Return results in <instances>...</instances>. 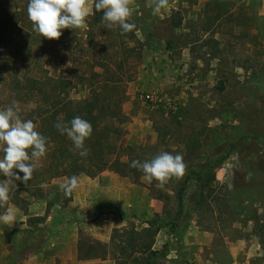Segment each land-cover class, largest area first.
<instances>
[{
  "label": "rangeland",
  "instance_id": "rangeland-1",
  "mask_svg": "<svg viewBox=\"0 0 264 264\" xmlns=\"http://www.w3.org/2000/svg\"><path fill=\"white\" fill-rule=\"evenodd\" d=\"M27 5L28 0H0V109L9 100L6 81L15 66L19 73L25 64L35 73L37 62L52 74L72 68L77 62L68 50L88 32L85 23L62 29L59 38L43 37L33 29ZM129 6L136 38L128 46L139 45L140 58L135 68L129 60L123 67L132 78L122 104V146L144 149V160L163 151L179 153L186 171L162 188L144 174L115 173L123 187L119 204L77 217L71 196L59 188L63 178L53 180L44 198L61 206L60 221L69 226L57 237L70 242V233L77 239L81 230L94 238L87 231L91 226H111V234L158 217L163 226L154 264H264V0H169L158 13L153 0H130ZM83 94L77 89L74 96ZM145 94L160 100H145ZM205 162L219 165L205 170ZM198 176L203 183L212 179L201 187ZM21 195L25 203L10 205L18 210L17 221L0 224V264L113 262L58 257L48 243L56 229L46 225L45 214L27 215L36 198L32 192Z\"/></svg>",
  "mask_w": 264,
  "mask_h": 264
},
{
  "label": "trees",
  "instance_id": "trees-1",
  "mask_svg": "<svg viewBox=\"0 0 264 264\" xmlns=\"http://www.w3.org/2000/svg\"><path fill=\"white\" fill-rule=\"evenodd\" d=\"M86 23L88 32L84 40L74 39L68 50L69 54H74L77 65L66 70L61 68L58 74L50 73L39 62L35 73L29 70L28 64L23 66L21 73L15 66L13 75L6 81L10 91L6 107L15 101L21 118L36 123L37 130L48 138V152L32 179L26 183L15 181L17 186L12 188L11 198L5 207L0 208V213L11 204L25 203L22 192H32L34 198L45 199L44 187L55 179L72 175L94 177L104 170H111L119 176L143 174L130 167V163L132 160L144 161V149L126 151L120 140L126 82L132 78L131 74L124 75L123 67L129 60L130 67L135 68L140 58L139 45L128 46L136 38V28L121 34L118 26H108L103 19V10L95 9ZM66 72L69 75L63 74ZM77 89L83 91V96H74ZM76 116L92 124L93 132L85 140L86 156H81V150L76 149L67 135L61 134L56 127L58 122L67 124ZM218 165L205 162L204 168L214 170ZM19 174L23 176V173ZM3 179L6 177L0 176V180ZM211 179L203 183L202 176L197 177L201 187ZM155 182L153 180L151 185ZM182 203V195L178 194V215ZM159 219L143 221L142 226L129 223L114 228L108 241L91 238L80 230L76 258L79 261L111 258L113 264H154L158 254L154 248L155 238L163 226ZM171 221L175 224V219Z\"/></svg>",
  "mask_w": 264,
  "mask_h": 264
},
{
  "label": "clouds",
  "instance_id": "clouds-1",
  "mask_svg": "<svg viewBox=\"0 0 264 264\" xmlns=\"http://www.w3.org/2000/svg\"><path fill=\"white\" fill-rule=\"evenodd\" d=\"M153 2V12L158 13L168 6L169 0ZM129 5L130 0H28L27 13L33 22V29L49 39L59 38L62 29L83 27L94 9L103 10V19L108 26H118L121 34H125L136 28L134 23L129 22L132 16ZM19 113L15 101L0 109V176L6 177L0 180V208L8 204L12 188L17 186L15 181L26 183L32 179L48 152V138L37 130L33 120L22 119ZM56 127L61 134L67 135L76 149L81 150V156L87 155L85 140L93 132L88 120L76 116L67 124L58 122ZM130 167L141 170L148 183L155 180L161 188L172 177L180 178L186 171L183 156L168 151L144 161L132 160ZM19 173H23V176ZM79 186L80 180L76 175L66 177L59 183L65 196H71ZM17 211L15 206L7 207L0 213V224L12 226L17 221Z\"/></svg>",
  "mask_w": 264,
  "mask_h": 264
},
{
  "label": "crops",
  "instance_id": "crops-1",
  "mask_svg": "<svg viewBox=\"0 0 264 264\" xmlns=\"http://www.w3.org/2000/svg\"><path fill=\"white\" fill-rule=\"evenodd\" d=\"M78 178L80 180V186L71 194V199L69 202L71 209L74 211V216L77 217L84 213L89 214L106 208H113L119 204L116 198L120 194V191L123 190V187L115 183L120 179L115 173L109 170H104L94 177L80 175ZM31 201L32 202L30 203L26 214H45L46 225L51 229H56L54 230L55 232L53 231L54 233H52L50 237L51 239H48V243L56 248L58 257L62 259L69 257L71 260H74L78 263H86V261H91L77 260L76 233H70V236H72L70 242L65 241V239L63 240L62 237H57L60 231H62V233L69 231V226L66 225V223L63 225V222L61 223L60 221L62 215L61 206L57 202H49L47 199H36ZM48 202L50 203L49 206H47ZM110 227L108 230H103V227L102 230H100L99 228H95V226H91L88 228V230H86L89 231V233L92 234L94 238L101 241H108L110 237ZM92 228H94L95 231L92 230ZM69 243L70 249L66 247V244L69 245ZM67 248L68 251H66ZM105 260L106 259H104V261ZM108 263L113 264V262L110 261H108Z\"/></svg>",
  "mask_w": 264,
  "mask_h": 264
},
{
  "label": "built area",
  "instance_id": "built-area-1",
  "mask_svg": "<svg viewBox=\"0 0 264 264\" xmlns=\"http://www.w3.org/2000/svg\"><path fill=\"white\" fill-rule=\"evenodd\" d=\"M143 98L145 99V100H148V101H154V100H160L157 96H153V95H150V94H145L144 96H143Z\"/></svg>",
  "mask_w": 264,
  "mask_h": 264
}]
</instances>
